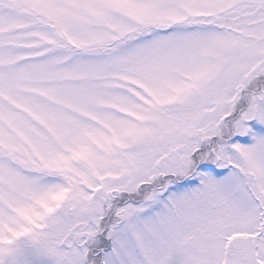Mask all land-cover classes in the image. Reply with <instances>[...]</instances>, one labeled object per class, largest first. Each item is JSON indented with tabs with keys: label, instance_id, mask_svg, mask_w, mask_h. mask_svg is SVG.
I'll use <instances>...</instances> for the list:
<instances>
[{
	"label": "snow or ice",
	"instance_id": "6c2138e0",
	"mask_svg": "<svg viewBox=\"0 0 264 264\" xmlns=\"http://www.w3.org/2000/svg\"><path fill=\"white\" fill-rule=\"evenodd\" d=\"M0 264H264V0H0Z\"/></svg>",
	"mask_w": 264,
	"mask_h": 264
}]
</instances>
